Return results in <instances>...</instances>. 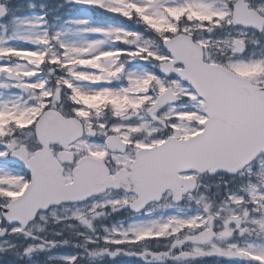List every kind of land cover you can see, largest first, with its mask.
<instances>
[{"label":"snow or ice","instance_id":"obj_1","mask_svg":"<svg viewBox=\"0 0 264 264\" xmlns=\"http://www.w3.org/2000/svg\"><path fill=\"white\" fill-rule=\"evenodd\" d=\"M27 8L0 0V264H264V0Z\"/></svg>","mask_w":264,"mask_h":264},{"label":"rangeland","instance_id":"obj_2","mask_svg":"<svg viewBox=\"0 0 264 264\" xmlns=\"http://www.w3.org/2000/svg\"><path fill=\"white\" fill-rule=\"evenodd\" d=\"M56 1H58V0H52V2L55 3V5L58 4ZM31 2H37V3H38V2H41V0H27V1H25V2H19L18 4H14V5L17 7V9H18V14L23 15L22 13H20L21 11H19V10H23L22 7L28 9V8H27V5H28L29 3H31ZM46 2H47V0H46ZM47 3H48V2H47ZM49 4H50V3H49ZM27 14H30V10H29V9H28ZM0 259H2V258H0ZM126 264H130V262H126ZM131 264H135V262H131Z\"/></svg>","mask_w":264,"mask_h":264}]
</instances>
